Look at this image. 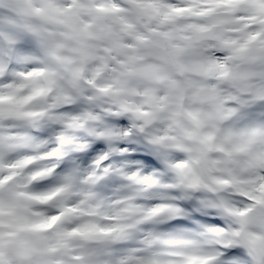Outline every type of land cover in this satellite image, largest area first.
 Returning <instances> with one entry per match:
<instances>
[{
	"label": "snow or ice",
	"instance_id": "obj_1",
	"mask_svg": "<svg viewBox=\"0 0 264 264\" xmlns=\"http://www.w3.org/2000/svg\"><path fill=\"white\" fill-rule=\"evenodd\" d=\"M0 264H264V0H0Z\"/></svg>",
	"mask_w": 264,
	"mask_h": 264
}]
</instances>
